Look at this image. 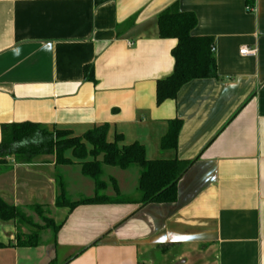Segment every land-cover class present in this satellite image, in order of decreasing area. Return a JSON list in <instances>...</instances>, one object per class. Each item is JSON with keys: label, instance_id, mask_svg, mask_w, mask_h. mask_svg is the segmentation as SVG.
Wrapping results in <instances>:
<instances>
[{"label": "crops", "instance_id": "crops-1", "mask_svg": "<svg viewBox=\"0 0 264 264\" xmlns=\"http://www.w3.org/2000/svg\"><path fill=\"white\" fill-rule=\"evenodd\" d=\"M173 4L196 16L193 36L212 37L216 77L156 104L176 43L158 36L156 21ZM176 118V148L161 150ZM21 122L74 135L107 123L108 140L138 142L148 159L192 163L173 202L68 211L55 206L58 180L71 201L94 193L79 164L9 156L0 197L25 215L59 208L62 226L29 247L18 244L15 220H0V264H264V0H0V138L1 125ZM104 173L124 198H138L137 167Z\"/></svg>", "mask_w": 264, "mask_h": 264}, {"label": "trees", "instance_id": "trees-1", "mask_svg": "<svg viewBox=\"0 0 264 264\" xmlns=\"http://www.w3.org/2000/svg\"><path fill=\"white\" fill-rule=\"evenodd\" d=\"M156 22L160 38L176 40L171 49L172 72L156 81L155 99L156 104H160L164 100L175 99L181 86L193 79L215 78L216 61L211 50L212 37L191 34L197 22L192 12L179 11L173 4L157 16ZM90 71V66L84 68L86 78H91V75H88ZM180 126L181 120L177 118L167 122V129L159 141L161 150H175ZM109 129L110 125L103 123L91 127L81 135H74L69 129L45 127L38 123L3 124L0 138V169L3 159L11 155L29 162L38 155L53 154L58 165L79 164L81 174L93 181L94 193L91 197L71 201L63 181L58 180L59 193L55 199V206L67 208L68 211L83 204L132 202L138 204L140 208L150 203L173 202L176 199L177 182L192 161H182L175 157L148 159L144 146L138 142L123 144V136L119 133H114L113 138L108 140ZM66 152H69L71 157H66ZM103 166L120 169L137 167L138 198L129 201L120 195L113 178H109V181L114 195H105L107 183L101 179ZM35 207L38 209V206ZM37 213L40 211L37 210ZM0 220L31 223L18 207L6 203L1 197ZM42 220L43 225L32 224L35 231L25 236V241L20 242V236H17L19 245L36 246L41 230L51 228L56 234L62 226V222L55 223L47 217H42Z\"/></svg>", "mask_w": 264, "mask_h": 264}, {"label": "rangeland", "instance_id": "rangeland-1", "mask_svg": "<svg viewBox=\"0 0 264 264\" xmlns=\"http://www.w3.org/2000/svg\"><path fill=\"white\" fill-rule=\"evenodd\" d=\"M67 153L68 152H66V154ZM9 161L10 160L8 159V157L4 158L3 159V163H2V167H6L8 165V163H9ZM110 169H106V172L110 171ZM101 179L105 180V182L107 183V188L111 186V183H110L109 179H106V174L105 173H104V175L101 176ZM105 190H104V193H105ZM37 206H38V209L36 207L35 208L34 207L30 208V215L23 214L21 212V210L19 209V211L25 217L30 219V222H31L29 224H26V223H23V222H18V235L20 236V242L21 241H25L26 240L25 236L30 235L31 233H33L35 231V228L32 226V224H38V225H43L44 224V222L42 220V217H47V218H50L52 220L53 219L54 220H58L60 218V216H61V212H60L59 208H55V207H51V206L50 207H42L41 205H37ZM37 210L40 211L39 214L37 213ZM43 235H44V233H43Z\"/></svg>", "mask_w": 264, "mask_h": 264}, {"label": "built area", "instance_id": "built-area-1", "mask_svg": "<svg viewBox=\"0 0 264 264\" xmlns=\"http://www.w3.org/2000/svg\"><path fill=\"white\" fill-rule=\"evenodd\" d=\"M211 50L214 51L213 46L211 47ZM239 53L242 54V55H249V54H253V53H254V50H249V49H247L246 47H242V48L239 50Z\"/></svg>", "mask_w": 264, "mask_h": 264}]
</instances>
